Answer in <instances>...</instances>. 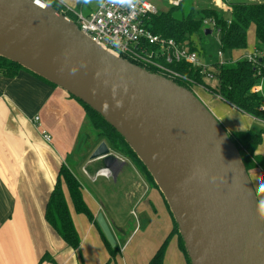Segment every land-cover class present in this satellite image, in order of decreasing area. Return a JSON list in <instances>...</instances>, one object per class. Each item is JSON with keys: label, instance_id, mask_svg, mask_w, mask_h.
<instances>
[{"label": "water", "instance_id": "water-1", "mask_svg": "<svg viewBox=\"0 0 264 264\" xmlns=\"http://www.w3.org/2000/svg\"><path fill=\"white\" fill-rule=\"evenodd\" d=\"M0 56L77 98L124 138L168 204L190 264H264V219L249 174L192 90L112 54L43 0H0ZM91 159L110 168L117 157L102 141ZM95 221L115 247L101 212Z\"/></svg>", "mask_w": 264, "mask_h": 264}, {"label": "crops", "instance_id": "crops-1", "mask_svg": "<svg viewBox=\"0 0 264 264\" xmlns=\"http://www.w3.org/2000/svg\"><path fill=\"white\" fill-rule=\"evenodd\" d=\"M56 1L83 14L100 3ZM250 30L254 33L253 27ZM254 47L255 43L223 55L237 60ZM204 80L207 83L208 79ZM196 91L228 132L264 129L263 120L202 88ZM34 116L39 125L33 123ZM89 123L92 126L82 105L60 87L26 70L14 76L0 73V264H147L170 233L173 220L162 193L141 172L132 171L128 159L99 138L93 126L97 137L90 135ZM40 129L49 132L50 142L43 140ZM102 141L117 157L110 168L101 159H91ZM255 154L264 158V135ZM62 164L80 182L94 220L98 213L104 215L119 248L118 256L111 257L94 222L76 212L64 183L78 247L70 248L45 220L47 200ZM74 164H78V173ZM248 174L264 219V174L259 168ZM130 214L136 220L126 225ZM162 264H187L176 235L168 241Z\"/></svg>", "mask_w": 264, "mask_h": 264}, {"label": "trees", "instance_id": "trees-1", "mask_svg": "<svg viewBox=\"0 0 264 264\" xmlns=\"http://www.w3.org/2000/svg\"><path fill=\"white\" fill-rule=\"evenodd\" d=\"M43 1L51 4L63 15L71 19L73 18L71 11L66 10L65 6H62L56 0ZM187 2L188 0H184L178 5L165 3L169 6L167 10L160 11V13L150 18L149 25L151 30L155 34L174 38L177 42L187 45L189 49L195 50L201 54V56H204L205 52H203V54L202 50L199 51L196 43L200 45L203 44L206 37L205 29L211 30V28H213V31L219 33L220 50L223 54H227L233 50H243L247 48L248 31L253 27L255 48L261 55H258L254 62L246 59L236 61H232L231 59L223 63H212L209 70L216 79L217 83L215 87L205 82L204 75L200 73V68H194L190 65L181 63L178 64L175 69L183 75L194 79L197 84L203 86L211 94L219 95L226 103L235 106L237 109L250 116L264 121V108L262 107L264 105V2L232 3L229 6V17L227 18L221 15L217 10L211 8L202 9L199 16H197L192 5L187 4ZM205 20L213 22L211 28L207 27L204 23ZM145 69L149 72L157 73V70L154 68ZM19 70L29 71L20 64L0 56L1 74L14 76ZM33 74L36 75L35 73ZM36 76L45 80L38 75ZM174 81L178 85L192 90L191 85L184 80L174 79ZM260 81H262V94L251 92V88ZM75 99L82 105L92 126L98 132L99 138L108 141L115 151L132 159L147 181L157 187L146 166L137 157L124 138L97 112L77 98ZM228 135L238 149L246 172L248 173L250 170L259 168L264 174V158L261 155L255 154L256 149L262 143L264 129L257 132H228ZM63 183L67 187L69 197L76 212L86 215L89 220L94 222L105 244L109 248L111 257H114L116 253L119 252V248L117 246L111 247L104 238L82 197L80 182L64 164L59 167L56 182L47 200L44 214L47 223L70 248L75 249L78 247L79 236L67 207L62 189ZM171 217L173 220V227L170 233L157 248L147 264H162L166 246L173 235L177 236L179 248L187 264H190L183 240L179 234L172 213Z\"/></svg>", "mask_w": 264, "mask_h": 264}, {"label": "built area", "instance_id": "built-area-1", "mask_svg": "<svg viewBox=\"0 0 264 264\" xmlns=\"http://www.w3.org/2000/svg\"><path fill=\"white\" fill-rule=\"evenodd\" d=\"M155 1L157 0H100L98 6L89 14L76 12L68 7L65 9L73 12V18L68 17V19L72 20L82 33L99 46L143 68H154L157 73L172 80H184L191 85L192 91L197 95V89H206L197 84L194 79L183 75L175 67L184 63L200 68L204 78L213 79L214 75L209 70L212 64L204 62L200 54L189 49L187 45L177 42L174 38L155 34L151 30L150 18L160 13L154 4ZM161 1L178 5L184 0ZM204 23L213 25V22L209 20H205ZM258 55L261 53L254 47L252 51L245 53L237 60L246 59L254 62ZM231 59L225 58L219 49L215 62L223 63ZM251 92L262 94V81L255 84ZM216 96L220 98L219 95ZM262 107L264 108V105ZM32 121L39 125L37 116H34ZM40 134L44 141H51V135L45 129H40Z\"/></svg>", "mask_w": 264, "mask_h": 264}, {"label": "rangeland", "instance_id": "rangeland-1", "mask_svg": "<svg viewBox=\"0 0 264 264\" xmlns=\"http://www.w3.org/2000/svg\"><path fill=\"white\" fill-rule=\"evenodd\" d=\"M92 1L95 3V5L98 2V0H91V2ZM216 2H217V0H188L187 4L192 5V7L194 9V12H195V14L197 16H199V13L201 12L202 9L211 8V9L217 10L221 15H223L224 17L227 18V17H229L228 9H229L230 4H232V3H238V2H240V3H260V2H264V0H222L221 4L219 6L216 4ZM154 4L156 5V7L160 11H165L169 7L168 5L165 4L164 1H161V0L155 1ZM207 27L211 28V25H207ZM212 29L213 28H211V30ZM205 36L206 37H205V40H204L203 44H201V45L198 44V43H196V44H197V47H198L199 51L202 50V53L205 52V54L203 53L204 56L202 57V60L204 59L203 60L204 62H206V63L211 65V63H214L215 61H217V52L220 49L219 33L217 31H213L212 30L211 33L205 34ZM247 38H248V41H247L248 42V46L249 47L253 46V44L255 43V37H254L253 30L249 31ZM209 81H211L214 84H210ZM207 83H209L210 86L215 87L217 82H216V79L213 78L211 80L208 79ZM199 95H201V92L199 93ZM89 125H90V123H89ZM89 125H87V129H89L88 133L90 135H92V136L94 135V137H97L95 135V132H94L95 130L92 128L91 125L90 126ZM84 133L86 134V131H84ZM106 142L108 143V141H106ZM109 146H110V144H109ZM115 152H117V151H115ZM117 153H119V152H117ZM119 154H121V153H119ZM122 156H124V157H126L128 159V162H130L129 164L131 165L130 169L132 171L136 170L137 172H140V170L137 167V164L134 163L132 161V159L128 158L125 155H122ZM77 169H78V164H74L73 165V170L78 173ZM135 220L136 219L134 218V216L132 214H130L126 218V225H129V224L132 225V223ZM118 255H119V253L117 252L116 256H118Z\"/></svg>", "mask_w": 264, "mask_h": 264}, {"label": "snow or ice", "instance_id": "snow-or-ice-1", "mask_svg": "<svg viewBox=\"0 0 264 264\" xmlns=\"http://www.w3.org/2000/svg\"><path fill=\"white\" fill-rule=\"evenodd\" d=\"M217 3H219V0H217Z\"/></svg>", "mask_w": 264, "mask_h": 264}, {"label": "flooded vegetation", "instance_id": "flooded-vegetation-1", "mask_svg": "<svg viewBox=\"0 0 264 264\" xmlns=\"http://www.w3.org/2000/svg\"><path fill=\"white\" fill-rule=\"evenodd\" d=\"M116 169H114V171H115Z\"/></svg>", "mask_w": 264, "mask_h": 264}]
</instances>
